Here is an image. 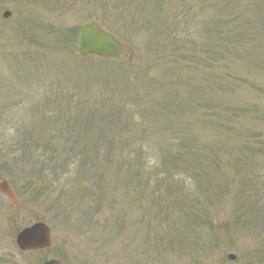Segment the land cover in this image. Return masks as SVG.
Wrapping results in <instances>:
<instances>
[{
	"label": "rangeland",
	"instance_id": "1",
	"mask_svg": "<svg viewBox=\"0 0 264 264\" xmlns=\"http://www.w3.org/2000/svg\"><path fill=\"white\" fill-rule=\"evenodd\" d=\"M124 1L104 14L0 0V183L17 196L12 208L0 194V264H255L264 215L249 210L264 199H243L242 174L259 176L251 187L264 193V0H184L195 9L194 50L180 54L179 32L173 44L160 38L166 24L179 31V0H134L119 19L111 10ZM100 16L126 45L121 59L81 58L76 40L56 46L62 30ZM227 22L233 41L222 51L216 32ZM33 140L50 147L37 169ZM70 146L81 150L47 173L42 158ZM243 152L251 168L237 163ZM197 215L215 229L192 233L184 221L192 228ZM37 222L51 228L52 247L20 255L17 233ZM214 238L220 245L201 252Z\"/></svg>",
	"mask_w": 264,
	"mask_h": 264
},
{
	"label": "trees",
	"instance_id": "2",
	"mask_svg": "<svg viewBox=\"0 0 264 264\" xmlns=\"http://www.w3.org/2000/svg\"><path fill=\"white\" fill-rule=\"evenodd\" d=\"M45 2L48 3H55L56 6L61 7V8H66V9H72L74 6H76V4H82L84 2H88L90 4H94V6L97 9H101L104 14L108 13L111 9V7L113 6V4L115 3L116 0H44ZM119 0H117L118 2ZM143 2L145 3L146 0H140V6L143 5ZM134 4V0H125L124 2H122L120 5H118L117 7L113 8L111 11H114L117 15V17H122L123 16V11L126 8V6L128 7H133ZM189 2L188 1H184V0H179V15H175L176 17V21H179V31L178 28H176V24L177 23H173L170 27L169 25L166 24V27L164 28L163 34L160 35V38L162 39L163 43L165 44V39L168 42L169 40H171V42H168L169 44H173V35L174 32H179V43L177 44V49L179 50V54L180 53H188V50H194V42H193V32H192V21L194 19V8L191 6L189 8ZM229 26V22L226 23L225 27L221 30H219L218 32H216L217 36H216V47H220V41L221 38L222 40H225L222 44V51L226 50L228 47H230V44H232V37L234 35L233 32H229L232 29L228 28ZM174 31V32H173ZM62 35H65V33H62ZM75 34L69 32L66 33L65 39H61L59 41L60 45H64L65 47L67 46H72L74 39H75ZM230 37V39H229ZM232 50V48H231ZM207 51V47L205 48L204 52ZM208 54V51H207ZM213 54L217 57H221V55L217 52L213 51ZM180 68V67H179ZM31 145H33L34 148V152H36L37 154H32V155H28V159L30 160V162H39L40 158H41V154H40V150H43L44 152H46L47 150L50 149L49 145H45L42 149L39 148V145L37 143L36 140H33L30 142ZM27 150V149H25ZM74 151H76L75 149H73V147H70L68 149H66L64 152H60L59 148H53L52 151V158H44L41 160V163L46 164L47 167L49 168V171L52 172L50 167H55L56 169H63L64 164L66 162V158L70 159L71 157L74 156ZM77 152V151H76ZM40 154V155H38ZM66 158L64 160H62L63 157ZM177 160V159H176ZM238 164L242 165L243 162H247V166L249 168H251L252 166V162L255 161V157L254 155H252L251 153H247V152H243L241 155L240 160H236ZM54 172V171H53ZM254 177H255V173L253 171H246L242 174V184L244 186L248 185L251 186V182L254 181ZM195 179L198 178H202V175H198L193 177ZM168 190L170 191L171 188H168ZM256 197V196H254ZM252 200V199H251ZM250 213L252 214V220L257 221L259 220L261 214H264L263 210H249ZM210 217V216H209ZM245 224L251 225L253 226V223L244 220ZM195 226L197 229L200 228H207L209 227L211 230L215 229V219H213L212 217L207 218V219H202L197 215V218L195 219ZM220 245V239L219 238H214V239H210L207 241V245L205 244L204 246H202L200 248L201 252L206 251L207 253L213 252L214 249ZM244 253V252H243ZM255 257L256 258V262L255 264H264V241L263 244L254 251L253 254L250 255L249 260L251 261V259Z\"/></svg>",
	"mask_w": 264,
	"mask_h": 264
},
{
	"label": "water",
	"instance_id": "3",
	"mask_svg": "<svg viewBox=\"0 0 264 264\" xmlns=\"http://www.w3.org/2000/svg\"><path fill=\"white\" fill-rule=\"evenodd\" d=\"M11 14L6 13L5 18ZM125 50L123 44L114 36L101 28L98 23H91L82 28L79 35V52L82 56L95 55L101 58H119ZM0 192L8 197L13 206L16 205V197L8 182L0 185ZM17 245L22 251H36L49 248L51 246V236L49 228L38 223L24 229L17 236ZM234 261L235 256H229ZM44 264H61L57 260H50Z\"/></svg>",
	"mask_w": 264,
	"mask_h": 264
}]
</instances>
